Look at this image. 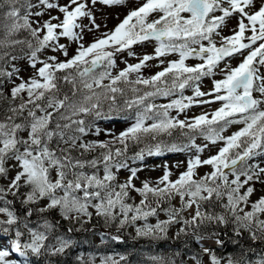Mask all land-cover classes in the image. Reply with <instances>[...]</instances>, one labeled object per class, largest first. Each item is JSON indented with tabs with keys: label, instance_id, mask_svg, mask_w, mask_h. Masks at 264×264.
Listing matches in <instances>:
<instances>
[{
	"label": "snow or ice",
	"instance_id": "snow-or-ice-1",
	"mask_svg": "<svg viewBox=\"0 0 264 264\" xmlns=\"http://www.w3.org/2000/svg\"><path fill=\"white\" fill-rule=\"evenodd\" d=\"M124 2L125 0H67L64 5H58L50 0H38V4H34L32 0H0V61H5L10 55L6 49L26 43L12 39L21 29L30 31L33 37H38L41 30H46L43 38L37 39L35 47L28 44L31 49L28 58L30 67L34 69L33 75L10 90L11 101H15L21 93L27 94V100L21 99L18 105L10 101L8 107L0 111V176L7 177L9 167L16 169L7 191L0 188V201L10 205L12 202L5 200V197L9 192L13 196L18 195L23 183L29 189L25 193L26 198L21 201L25 206L46 199L47 205L40 211L59 208L65 219L71 213L78 214L77 219L79 215L90 216L87 209L91 206L106 222L115 219L113 210L118 206L124 217L119 222L123 227L128 221L129 213H132V222L156 213V208L149 207L150 196L157 207L162 200L171 201L174 197H179L180 208L166 210L168 221L145 226L143 229L137 228V235L166 234L167 225L180 222L181 213L195 205L191 219H185L183 223L192 228L197 239H202L198 229L204 225H226L229 218L223 213L201 211V202L211 201L213 197L220 200L226 195L227 204L223 207L231 213L236 224V234L240 235V229H244L252 234V240L264 241V220L257 219V213H264V196L252 204V211L245 212L243 216L237 214L239 203L247 202L253 192L252 188H248L241 194L240 189L253 178L258 179L264 174V168L248 163L257 155L264 156V0H144L138 7L130 10L114 29L102 33L87 45L80 43L85 32H96L101 28L95 18L94 5L99 3L116 6ZM41 6L49 10L58 8L62 18L50 17L42 23L37 20L40 27L33 28L30 17H41L43 12L33 11ZM217 12L221 14L215 15ZM234 14L239 16L238 30H233L234 34L231 36L222 37L221 46L217 47L213 42V34L219 36L220 30L227 27V19ZM84 19L88 21L87 24L82 22ZM52 20L57 22L52 23ZM249 31L251 35L246 36L245 33ZM61 36L78 43L75 55L64 61H57L56 56H50L48 59L51 63L43 62L37 68V53L51 46V42ZM146 41L156 42L153 54H143L138 58V63L129 64L113 75L111 69L116 66L114 57L125 51L128 56H135L136 53L131 50L133 46ZM203 41H207V46ZM257 41L260 43L253 49L252 45ZM194 45L198 47H193ZM244 49H251L246 56H243ZM52 50L68 57L64 45L53 46ZM237 53L243 59L236 67L227 63L221 67L225 58ZM171 54H177L179 58L168 61L163 70L150 78L137 76L135 80H130V76L138 74L149 61ZM190 57L199 58L202 63L188 66L185 61ZM11 59L15 60L16 57L12 56ZM160 62L165 63L163 59ZM101 66L104 70L96 71ZM217 69L223 78L213 81L211 92L201 91L196 82L203 77L213 76ZM19 71L13 66L11 72L0 71V77L6 75L11 80ZM105 80L109 83L104 84ZM65 84L69 86L67 91L63 87ZM120 84L125 87L144 85L151 90L129 98L125 94V87H120ZM185 88H192L193 96H181L180 99L160 106L148 102L149 98L167 97L177 90L182 93ZM130 90L133 94L140 92L134 86ZM117 94L123 98L122 104L118 102ZM205 96H212L213 99H199ZM0 99L3 97L0 96ZM105 101H110L108 111L102 112L101 107ZM217 101L221 106L210 114V118L209 114H201L191 120L178 118L194 104ZM132 109H136L134 122L115 137V141L123 145L122 148L113 152L108 143L102 141L79 144V148L84 151H92L97 147L107 149L100 154L103 177L77 171L84 169L86 165L96 168L100 163V159L81 161L71 154L77 147V142L92 126L86 124L82 117L110 119L113 112ZM171 110H175L177 115L170 116ZM147 121L152 122L149 124ZM235 124L243 126L231 135H222L229 125ZM175 129H187L184 134L189 142L167 144L158 141L155 144H145L133 159L142 160L145 154L158 156L164 151L183 152L190 148H195L200 153L208 144L203 147L196 145L194 140L197 133L209 144L223 142V147L208 159L201 160L199 155L189 159L186 170L174 181L169 179L170 172L165 166L164 175L156 186L145 182L141 188H134L132 181L136 177V170L130 169L131 175L124 184L116 186L119 188L116 191L112 184L116 180L112 169L119 171L128 167L127 163L118 158L125 155L129 142L141 144L145 139L155 141L163 135L171 136ZM202 165H210L213 171L195 179V170ZM225 169H231V175L235 179L229 182ZM53 170L54 180L51 176ZM242 176L245 177L243 182ZM129 189L135 190L142 197L139 205L125 203L129 198ZM57 191L63 192V195L57 196ZM77 193H82V196ZM93 200L99 202L92 204ZM32 214V209L27 207L20 216L8 206L0 207V215L5 217L0 220V233L7 235L14 232L11 251L19 253L21 257L29 254L40 256L43 252L52 255L64 252L71 244L70 240L57 238L55 246L45 244L48 239L46 232L51 230L52 225L45 222V231H37L28 227L26 220H21V216L31 217ZM21 225L27 229L30 242H21L24 235L20 230ZM185 231V228H181L177 235ZM208 251L209 249H204V252ZM8 256L9 251L0 250V264H16L15 261H6ZM211 260L212 264H220L215 256ZM229 264H240V261L230 260ZM256 264H264V256Z\"/></svg>",
	"mask_w": 264,
	"mask_h": 264
},
{
	"label": "trees",
	"instance_id": "trees-1",
	"mask_svg": "<svg viewBox=\"0 0 264 264\" xmlns=\"http://www.w3.org/2000/svg\"><path fill=\"white\" fill-rule=\"evenodd\" d=\"M12 39H18L26 43L16 44L6 49L10 55L6 57L5 61H0V71L5 73H8V63L11 57H21L30 54L31 49L28 47V44L31 43L33 47H35L38 37H33L30 31L21 29ZM57 75H62V73H57ZM9 81L6 75L0 77V96L3 97V99H0V111L6 109L11 101L10 90L14 85H11ZM119 86L125 87L123 84ZM133 86L140 89V92L133 94L130 90V87ZM63 87L64 90L67 91L69 86L65 84ZM141 90L142 85H132L125 87V94L127 97L131 98L134 95H142ZM97 91H100V89H97ZM21 99L26 101L27 94L21 93L15 101L11 102L18 105ZM117 100L120 104L123 103V98L119 94H117ZM109 103L110 101L103 102L101 107L102 112L108 111ZM135 112L136 109L113 112L110 119L96 118L94 116L82 117L85 119L86 124H91L92 126L88 128L87 134L83 135L81 140L77 142V147L72 150L71 154L81 161L100 159V163L96 168L86 165L84 169H77V171H83L88 175L93 173L98 175L100 172L99 169L103 167L100 154L107 149H100L97 147L92 151H84L79 148V144L84 141L89 133L93 129H96L99 124L113 120L125 121L135 118ZM25 115H27V112H25ZM184 133H187V129H175L171 136L163 135L157 137L155 141L145 139V142L141 144L129 142L125 155L118 159L123 160L129 167V164L136 163L140 160L133 159V157L141 148L145 147V144H155L158 141H163L167 144L188 143V137ZM77 135L79 134L77 133ZM116 136L109 138L111 141L103 139L98 142L102 141L108 143V147L115 152V149L123 147V145L115 141ZM61 147L67 146L61 145ZM166 152L168 151H164L163 153ZM172 181H174V179H172ZM28 190L29 189L21 183L18 195L13 196L9 192L5 197V200L11 201L12 203L10 205H5L3 201H0V207L8 206L18 216L24 213L26 207L31 208L33 211L32 216H21V220H26L28 227L35 228L37 231H45L43 228L45 222L52 225L51 230L46 232L48 236V239L45 241L46 245L55 246L57 244V238L70 240L71 244L64 252L56 255L43 252L40 256L29 254L26 257H21L18 253L17 257H15L18 264H162V262L163 264H202V260L205 256H209L211 262L212 256H215L220 264H229L230 260H238L240 264H249V262H251V264H256V261L264 256V241L252 240V234L244 229H240V235H237L236 224L232 220L231 213L223 207L226 203L221 199L216 200L215 197H213L211 201L201 202V211L215 214L223 213L228 216L229 223L226 225H204L197 230L200 236L203 237L202 239L213 238L219 241L217 247H211L209 251L205 253L200 244L202 239H197L196 235L193 234L192 228L183 223L185 219L182 218V216L180 217V222H172L167 225L166 234L157 233L155 236H138L136 229L141 227L136 226L138 223L144 224L148 222L140 229L145 226H154L155 223L149 222V219H138L132 222V220L128 218L127 223L121 227L119 222L121 219H124V217L116 209L113 210L115 219L108 222L105 221L103 216L97 215L95 210L91 211V209H87L90 216L79 215L77 219L78 214L71 213L69 214V218L65 219L61 215L59 208L41 212L40 209L45 208L47 205V203L45 206L43 205V200H37L35 203L27 206L23 205L21 201L26 198L25 193ZM80 194L81 193H77V195ZM56 195L62 196L63 192L57 191ZM139 197L142 199L141 196ZM174 200L175 197L171 201L162 200L159 203V207H157L155 200L150 196L148 201L149 207L157 209L153 216L157 217L160 213H167V209L175 208ZM91 203L95 204L96 201ZM181 228H185L186 231L180 233L178 236L177 233L180 232ZM20 230L24 233L21 237V240L24 241L26 237H29V234L27 229L22 225ZM1 236L2 241L4 243L7 241L9 244L14 239V232H10L7 235L1 233Z\"/></svg>",
	"mask_w": 264,
	"mask_h": 264
},
{
	"label": "rangeland",
	"instance_id": "rangeland-1",
	"mask_svg": "<svg viewBox=\"0 0 264 264\" xmlns=\"http://www.w3.org/2000/svg\"><path fill=\"white\" fill-rule=\"evenodd\" d=\"M34 4H38V0H32ZM51 3L58 4V5H64L67 3V0H50ZM144 0H125V2L122 5H116V6H105L102 4L97 3L93 6V10L95 13V18L97 23L101 24V28L99 31L96 32H85L83 41H80V43H83L85 45L93 42L95 39L100 37L102 33L108 32L115 28L116 25H118L128 14L130 10H133L134 8L138 7L140 4H142ZM227 6L226 4L224 5ZM259 6V5H257ZM39 10L43 12V15L39 18L37 17H30V21L32 22L33 28H39L40 23L43 21L49 20L50 17H60L62 18V13L59 12L58 8L56 9H46L42 6L38 9H33V11ZM251 11V9H249ZM221 13L217 12L215 15H220ZM186 15V14H185ZM239 19V16L237 14H234L232 17L227 19V27L220 30V35L217 36L213 34V42L216 44L217 47L220 45V40L222 37L231 36L234 34L233 30H238L237 28V21ZM37 20H39L40 23H37ZM52 23H56L57 21L52 20ZM83 23L87 24L88 21L86 19L82 20ZM247 23V21H245ZM59 31V30H57ZM78 31V30H77ZM46 33V30H41L39 33L38 38L42 39L43 35ZM246 36L251 35V32H246ZM248 42V41H244ZM205 46H207V41L202 42ZM260 41H257L255 45H252V48L254 49L259 45ZM156 42L155 41H146L142 44H136L131 49L136 53L135 56H128L127 51L123 53L117 54L114 59L116 62V66L111 69L112 74L115 75L118 71L121 69L127 67L129 64H136L139 62V57L143 54H153L154 47ZM58 45H64V47L67 49L68 57H65L62 52L59 51H53V46ZM78 43L76 41L70 40L67 37H59L57 40L51 42V46L46 47L42 49L40 52L37 53V65L36 67L39 68L42 66L43 62H49L50 56H56L57 61H64L67 58H70L71 56L75 55L77 49H78ZM198 47V46H193ZM251 49H244L243 50V56H246L248 52ZM29 55L26 54L21 57H16L15 60L11 59L8 63V72H11L13 70V66L15 68L20 69L19 73L14 75L11 80L9 81L11 85H16L24 80H27L33 75L34 69L30 67V61H29ZM243 56L241 54H235L232 57L225 58L224 61L221 62V67L224 66L225 63L229 64L231 67H236L243 59ZM177 54H171L166 57H162L160 59H153L147 63V65L143 68H141L140 72L133 73L130 76V80H135L137 76H140L141 78H150L152 75L156 74L158 71L163 70L164 67L167 66L168 61L176 60L178 59ZM161 59L165 61L164 64H161ZM126 61V63H125ZM186 65L188 66H196L202 61L199 58L196 57H190L185 61ZM103 66L99 69V71H103ZM98 71V72H99ZM223 76L220 74L219 70H216V73L211 77H203L200 81L196 82V85L199 86L200 90L206 93H209L213 89V81L214 80H220ZM9 80V79H8ZM104 84L109 83L108 80H105L103 82ZM196 85H193L195 87ZM151 90L150 88H147L146 86L142 85V94L144 91ZM181 96L183 97H191L193 96L192 88H185L183 92L181 93L179 90L173 95L164 97V96H157L149 98L148 102L154 103L157 106L160 105H166L171 103L173 100L180 99ZM199 99L202 100H212V96H205L201 97ZM187 102V101H185ZM221 106L220 102H214V103H205V104H194L190 108L186 109L184 113H181L179 115V119H187L191 120L192 117L199 116L201 114H210L214 112L217 108ZM170 116H176L177 113L175 110L170 111ZM134 122V118H131L127 120L126 122H118L115 121H109L106 124L99 125L96 129H93L89 135L84 139L82 143L88 144V143H95L103 139H108L111 141V137L116 136L118 133H120L122 130H125L128 128L132 123ZM152 121H147V123H151ZM243 125L235 124V125H229L227 130L222 134L224 136L231 135L235 131L239 130ZM98 132V134H97ZM194 143L196 145H199L203 147L205 144H208V147L204 148V150L200 153L196 152L195 148H190L186 151L179 152L178 154H161L159 156H144L141 162L138 165H132L127 168H122L119 171L116 169H112L113 173L116 176V180L113 181V186L115 187L116 191H119V188L116 187L119 184H124L128 177L131 175L130 169L136 170V177L133 178V185L134 188L139 189L142 187L143 183L147 182L151 186H156V183L163 177L165 166H167V170L170 172L169 179H173L180 175L181 172L186 170L187 161L191 158H194L196 155H199V158L201 160L208 159L211 156H214L218 153L219 149L223 147V142H217L216 144H209L207 141L203 139L202 136L199 134L195 135ZM251 165L258 166L259 168H264V156L257 155L254 158H252L249 162ZM179 165V167H177ZM100 172L97 176L103 177V167L99 169ZM213 171L212 167L210 165H202L198 167L195 170V179H199L200 177L205 176L206 174ZM228 173V180L229 182L232 179H235L234 176L231 175V170L226 172ZM16 174V169L9 167V172L7 177L0 176V188H4L6 191L8 189L9 182L12 177H14ZM51 176L53 180L55 179V171L53 170L51 173ZM245 177H241V182H243ZM163 185H161L162 187ZM234 187V186H233ZM248 188H252L253 192L248 197L247 202H241L238 205V211L237 214L240 216H243L245 212L252 211V204L257 202L262 196H264V174L260 175V177L253 178V180L249 181L248 183L244 184L243 187L240 189V193L243 194ZM129 198L125 200V203L132 204V205H139L140 202V195L133 189H129ZM82 196V193L80 194ZM224 203L227 204V196L225 195L221 199ZM96 201V200H93ZM91 201V202H93ZM99 201H96L98 203ZM177 202V201H176ZM174 202V205L177 203ZM47 203V200H43V205L45 206ZM195 205H193L190 210H186L183 215L186 216V219H189L191 214L194 213ZM88 209H91V211L95 210L91 206L88 207ZM242 209L243 211H240ZM117 211H119V207L116 208ZM120 212V211H119ZM132 213H129V217L131 219ZM257 217L259 220H264V213H257ZM2 215H0V220L4 219ZM144 219V218H141ZM146 219H149V222L155 223L156 225L158 222L162 221H168L169 217L166 216L165 213H160L157 217H154L153 215L148 216ZM148 222L144 224L138 223L136 225L137 227H143ZM140 227V228H141ZM143 229V228H142ZM28 242H30V235H28ZM3 250V249H1ZM6 261H12L11 255L5 258ZM203 264H212L210 261H204Z\"/></svg>",
	"mask_w": 264,
	"mask_h": 264
},
{
	"label": "bare ground",
	"instance_id": "bare-ground-1",
	"mask_svg": "<svg viewBox=\"0 0 264 264\" xmlns=\"http://www.w3.org/2000/svg\"><path fill=\"white\" fill-rule=\"evenodd\" d=\"M68 260H70V259H68ZM73 262V261H72Z\"/></svg>",
	"mask_w": 264,
	"mask_h": 264
}]
</instances>
